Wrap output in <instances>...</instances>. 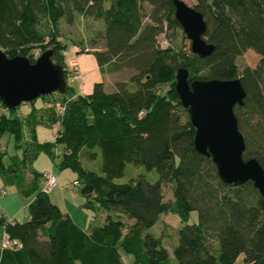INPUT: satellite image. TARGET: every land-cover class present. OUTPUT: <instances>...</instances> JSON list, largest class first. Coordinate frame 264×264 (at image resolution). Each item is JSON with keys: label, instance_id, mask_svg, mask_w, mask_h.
<instances>
[{"label": "trees", "instance_id": "obj_1", "mask_svg": "<svg viewBox=\"0 0 264 264\" xmlns=\"http://www.w3.org/2000/svg\"><path fill=\"white\" fill-rule=\"evenodd\" d=\"M192 5L203 13L204 36L214 44L206 56L158 44L160 33L181 26L173 0H0V47L8 56L22 54L33 61L34 49L51 48L68 83L66 44L58 27L61 19L72 24L80 13L105 22V46L93 51L98 64L121 62L134 70L113 90L103 81L89 93L68 85L67 95L48 100L42 109L31 100L25 113L0 100V139L9 133L14 147L7 160L0 150V175L20 194L32 196L26 220L0 213V264H126L123 254L127 264H234L240 254L246 264L262 259L260 191L251 180L224 182L212 157L195 148L175 72L182 65L189 80L240 77L246 95L234 113L245 140L243 157H256L264 167V0H194ZM249 48L260 58L239 69L236 59ZM168 80L171 86L163 92ZM41 122L58 125L53 142L37 140L34 125ZM59 143L64 146L59 168L76 171L86 197L82 206L105 211L102 224L78 225L42 189L43 172L29 169V160L42 150L54 160L58 153L52 147ZM82 150L91 159L101 154L100 171L83 166ZM128 163L155 169L158 177L139 174L115 181ZM165 183L173 191L171 202L164 199ZM192 210L197 220L188 222ZM166 212L181 222L174 257L161 236L148 231ZM122 216L133 221L127 224ZM4 232L20 245L2 247Z\"/></svg>", "mask_w": 264, "mask_h": 264}, {"label": "water", "instance_id": "obj_2", "mask_svg": "<svg viewBox=\"0 0 264 264\" xmlns=\"http://www.w3.org/2000/svg\"><path fill=\"white\" fill-rule=\"evenodd\" d=\"M173 3L175 18L190 39L191 51L200 56L210 54L214 44L204 36L203 13L185 0ZM51 54V48L44 49L31 61L22 54L8 56L0 47V100L7 108L67 90L64 67L54 62ZM188 75L187 67H177L175 89L194 126L195 148L212 157L224 182L241 184L251 180L260 191L264 210V167L256 157H243L245 140L234 113V106L243 104L246 95L240 77L189 80ZM258 264H264V256Z\"/></svg>", "mask_w": 264, "mask_h": 264}, {"label": "rangeland", "instance_id": "obj_3", "mask_svg": "<svg viewBox=\"0 0 264 264\" xmlns=\"http://www.w3.org/2000/svg\"><path fill=\"white\" fill-rule=\"evenodd\" d=\"M189 4H193L194 0H185ZM107 5V2H106ZM147 8L149 7L148 4ZM105 22L103 19L93 18L92 16L81 15L80 13H76L75 20L72 24H68L64 19H61L59 22L58 32L59 39L66 44V50L64 55V60L67 63L66 69L68 71V85L72 87V89L76 92L81 93H89L93 89V85L96 81H103L104 88L108 91L115 89L116 83L120 80H128L131 73L134 70L121 62H109L105 66L101 67L96 59L94 54V50L103 49L105 46V41L103 39ZM158 44L162 47H172L177 51H183L184 53H191L190 50V39L184 33L182 27H168L166 31L160 33L158 35ZM76 45L80 49L84 47H88L89 50H83L76 53L73 49V46ZM34 58H36L39 54L38 49H34ZM76 58L78 63L79 71L82 73V77L78 79H70V75L73 72V67L68 64V60L70 58ZM260 58V54L255 52L253 49H246L241 55H239L236 59L239 69H242L245 65L254 66ZM171 86V81L168 80L161 85L162 91L166 92ZM68 92L59 93L54 91L51 94H44L36 97L34 99V105L38 107V109H42L43 105L48 100H53L59 98V96L67 95ZM58 96V97H57ZM32 103L30 101L20 103L15 111H19L20 109L24 112L29 111L32 108ZM2 107H0V111ZM37 140L39 142H53L55 139L54 135V123L41 122L34 125ZM58 127V125H57ZM10 137L9 133H5L0 140V146L5 148V159L7 160L8 155L12 154L14 151L12 137ZM52 150L57 152L55 159L52 160L49 153L46 151H40L36 156L32 157L29 160V169L41 172L43 169H49L54 166V169L58 172V184H72L73 180L77 177L76 171H74L70 167L59 168L58 162L61 159V155L64 150V146L62 143L53 145ZM83 150L80 152V161L83 166L87 168H93L97 171H100L101 164V154L95 159H91L86 157V155H82ZM50 170V169H49ZM142 174L144 177L148 179H156L158 177V173L155 169L148 170L141 166H135L132 163H128L124 174L119 177H115L114 180L117 182H123L129 180L133 176H138ZM82 181L79 185H73L71 188L77 189L78 191L81 189ZM163 195L164 199L168 202H171L174 199L173 191L170 183H165L163 185ZM84 201L86 197L81 193ZM66 200L72 202L74 204V193L67 194ZM80 213V217L83 220L85 228L90 229L92 225L102 224L105 220L106 212L102 209H92L89 207H82L81 205L77 206V209ZM123 220L130 224L133 219L122 216ZM197 220V211L192 210L189 215L188 222H193ZM181 225L179 217L177 214L173 212L163 213L155 225L148 228V231L152 232L157 236H161L162 242L167 248L171 257L173 256V247L178 243V235L177 228ZM123 254V253H122ZM124 262L129 263V257L123 254ZM175 259V258H174ZM173 261H176V259ZM177 263V262H176ZM234 264H246L243 261V255L237 258Z\"/></svg>", "mask_w": 264, "mask_h": 264}, {"label": "crops", "instance_id": "obj_4", "mask_svg": "<svg viewBox=\"0 0 264 264\" xmlns=\"http://www.w3.org/2000/svg\"><path fill=\"white\" fill-rule=\"evenodd\" d=\"M53 129L55 135L57 131L56 123H54ZM0 150L3 151L5 150V148L3 149V147L0 146ZM49 169L55 172L56 175L58 174V172L54 169V166L50 167ZM45 170H48V168L43 169L41 172ZM68 185V183L64 186L58 184L57 176V184L48 191V195L50 199L54 203H56L62 211L69 213L78 225L85 228L83 220L80 217L81 215L79 211L76 210L78 205L82 206V203L84 202V197L82 198V195L78 193L81 192L80 190L78 191L77 189L71 188L73 186L71 184L69 186ZM71 193H74V204L66 200L65 197L67 194ZM31 198L32 196H24L20 194L15 184L6 183L0 175V213H2V215H5L18 221L26 220L29 217L27 205Z\"/></svg>", "mask_w": 264, "mask_h": 264}, {"label": "built area", "instance_id": "obj_5", "mask_svg": "<svg viewBox=\"0 0 264 264\" xmlns=\"http://www.w3.org/2000/svg\"><path fill=\"white\" fill-rule=\"evenodd\" d=\"M73 49L76 53L80 52V50H81L76 45H74ZM84 50H89V48L85 47ZM68 64L71 65L74 69H76L77 65H78L77 59L73 58V57L70 58L68 60ZM81 77H82V73L78 70L70 75V79H78ZM56 106L58 107V110H60V111L63 109L62 104L59 102L56 103ZM42 179H43L42 189L44 191H49L50 189H52L57 184V175L52 170L48 169V170L43 171ZM78 183H79L78 180L74 179L71 185H77ZM11 245L12 246H19L20 242L18 239L11 238L6 232H4L3 236H2V240H1V246L6 247V246H11Z\"/></svg>", "mask_w": 264, "mask_h": 264}]
</instances>
